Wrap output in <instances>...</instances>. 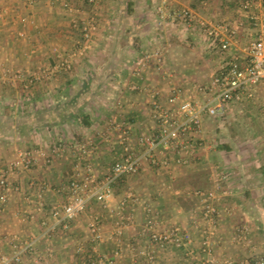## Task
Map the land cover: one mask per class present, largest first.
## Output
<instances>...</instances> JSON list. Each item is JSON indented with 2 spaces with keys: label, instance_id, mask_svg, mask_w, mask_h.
Instances as JSON below:
<instances>
[{
  "label": "crops",
  "instance_id": "obj_1",
  "mask_svg": "<svg viewBox=\"0 0 264 264\" xmlns=\"http://www.w3.org/2000/svg\"><path fill=\"white\" fill-rule=\"evenodd\" d=\"M242 1L103 0L98 7H90L84 0H70L71 6L79 10L75 16L53 0H33L31 6L28 5L27 0H0V65L5 61L20 64V70L25 69L23 76L29 75L32 68L38 64H42L47 69L48 65L56 64L58 56L76 48L79 40L75 41L74 34L79 32L73 27L74 17L85 20L94 16L97 22V31L92 39L91 48L87 51L88 54L82 60L76 59V62L83 63L62 75H55L53 71L48 72L49 79L31 88L33 92L45 94L47 100H37L39 104L35 103L39 105L36 120L43 127L34 130L30 128L25 136L29 137L30 147L39 143L43 146L45 155L51 156V164L45 165L43 159L39 158L36 167L31 171L13 176L12 181L20 186L21 192L12 195L1 215L0 235L5 237L19 234L31 237L39 233L40 226L37 222L19 223L13 216L18 211L32 209V205L27 203V198H33V190L28 186L31 180L46 183L51 187L44 197L47 209L63 201L62 195L53 190L67 182L71 175L72 159L68 151L71 143L93 141L96 145L94 163L97 169L103 172L118 151L117 147L106 141L105 120L118 114L129 118L138 128L149 124L146 117L145 96L129 90L126 85L136 81L131 76L133 60L150 45L161 46L167 69L174 72L168 78L162 73H156L155 68L148 70L146 78L149 83L165 92L174 85L190 86L196 81L201 83L198 82L199 77H206V80L216 69L219 63L218 50L209 49L197 28H186L180 22L172 24L169 21L159 26V19L155 14L159 6H166L167 11L189 8L197 19L203 18L213 23H220L235 22L240 19L239 7ZM245 33L243 39L248 36L247 32ZM57 52L61 55L56 57L54 53ZM131 57L134 59L130 61ZM262 106H264V88L259 87L253 100L246 102L244 100L232 105L225 117L220 120L204 121V134L208 142H214V139L220 141L221 136L217 129L222 128V124L226 123L225 120L228 122L230 118L235 124L236 121H240L248 129L246 135L236 137L243 142L231 146L230 151H200L192 167L173 173L174 180H170L165 172H142L137 177L129 178L125 183L115 186L117 200L114 201L120 200L124 194L123 189L126 191L131 186L143 202L161 208L165 224L168 222L184 225L189 214L198 207L187 212L182 203L178 202L181 196H178L179 191L176 188L182 186L185 177L189 175L200 177L195 183L198 189L211 188L210 172L218 166L227 175L223 192L220 193V205L227 207L229 213L224 215L220 223L215 255L220 260L231 256L234 261L239 262L245 257L258 256L261 250L264 254L263 248H257L255 244L258 241L264 242ZM32 118H29L28 122L35 125V118L34 121ZM212 123L217 129L214 128L215 130L210 132ZM59 141L66 145V149L54 154L51 147L54 149ZM158 188L169 192L166 196L158 192L160 195L156 201L154 191L151 190ZM146 191L147 193L144 194ZM195 202L197 205V200ZM93 208H95L93 211L100 210L95 205ZM88 214V212L82 214L67 231L56 233L49 241L41 242L39 252H43L48 246L54 251V259L50 264L79 263V257H75L74 253L80 242L88 244L90 217ZM136 220L140 224L144 221L141 207L137 209ZM242 225L249 228L251 245L238 243L234 239L235 229ZM113 227L112 219L104 222L107 243ZM127 236L134 238L135 233L128 230L125 232V237ZM123 251L125 255L119 259V264H128L130 262L128 255L125 249ZM142 261L140 260V263L144 264ZM157 263L198 264L196 259L187 256L184 252L173 250L159 252Z\"/></svg>",
  "mask_w": 264,
  "mask_h": 264
},
{
  "label": "built area",
  "instance_id": "obj_2",
  "mask_svg": "<svg viewBox=\"0 0 264 264\" xmlns=\"http://www.w3.org/2000/svg\"><path fill=\"white\" fill-rule=\"evenodd\" d=\"M103 0H84L90 7H98ZM59 2L69 13L77 15L79 10L71 6L70 0ZM28 5L33 0H27ZM159 26L164 22H180L186 28H197L204 37L209 49L218 50V66L201 83L190 86H172L168 92L149 83L146 78L153 66L156 73H162L164 64L163 49L156 47L144 51L133 60L131 76L136 80L127 84L128 89L147 100L146 117L149 124L136 127L130 119L114 114L106 120V141L117 147L115 158L105 171L101 172L94 163L96 145L91 140L71 143L68 147L72 162L71 175L67 182L53 191L63 197L59 205L47 209L45 193L51 189L43 182L30 181L29 189L33 198H27L31 210L14 214L19 223L37 222L39 233L24 237L19 234L0 235V264H37L52 259L54 251L46 247L39 252L42 241H49L56 233L67 231L82 214L98 206L100 212L93 214L88 223L91 251L78 244L75 251L81 256V264H119L121 246L106 253L101 246L106 244L104 222L114 221L109 240L120 244L128 230L137 227L136 215L141 207L144 221L139 234L147 239L141 252L148 264H157L159 252L166 250L182 251L197 260L198 264H247L246 260L234 261L215 256V244L219 238V226L227 207L220 205V193L227 175L220 167H215L209 176L211 188L192 189L188 194L195 196L199 207L187 217L186 224L174 223L164 227L162 213L151 203L126 190L115 205V186L142 172H165L174 180V172L189 169L198 159L200 151H214L217 143L208 142L204 134V121L221 119L228 109L244 99L253 100L256 90L264 88V0H243L239 7L240 19L235 22L213 23L208 19H197L189 8L167 11L162 5L155 12ZM73 27L80 33L82 41L70 56L62 58L54 68L70 70L74 58H79L91 48L97 31L96 17L79 19L74 17ZM248 36L243 39V33ZM241 39H243L241 42ZM170 78L171 75L164 72ZM47 78H50L46 74ZM264 113V106H262ZM66 149L58 144L53 153ZM39 158L44 164L51 163V156L42 151L37 156L19 152L15 162L0 165V218L13 194L21 188L13 184L14 173L25 174L31 171ZM30 199V200H29ZM235 241L251 245L250 231L245 226L235 229ZM27 259V260H26ZM132 263H137L136 257Z\"/></svg>",
  "mask_w": 264,
  "mask_h": 264
},
{
  "label": "rangeland",
  "instance_id": "obj_3",
  "mask_svg": "<svg viewBox=\"0 0 264 264\" xmlns=\"http://www.w3.org/2000/svg\"><path fill=\"white\" fill-rule=\"evenodd\" d=\"M74 35H76L75 41H77V40L82 41L80 33L79 34L77 33ZM156 47L161 48V46L150 45L144 51H150L151 49L156 48ZM76 48H77V44H76ZM76 48H73L72 51L69 53L62 54L61 57L65 58V57L70 56L72 53H74V50ZM54 54L56 55V57L58 55H61L58 52L54 53ZM66 54H68V55L66 56ZM87 54H88V52H86L84 56L79 57V60H82ZM28 55H29V53L27 52V56ZM132 58L133 57L129 58V60L131 61ZM217 58H218V56H217ZM76 59H78V58H74V60L72 61L73 65H72L70 70L78 68L77 67L78 64L83 63L82 61L76 62ZM56 60H57L56 64L52 63L51 65H48L47 69H46V67H43L42 64H38L34 68H32L33 72L30 71L29 75L27 74L24 76H23V73L25 72V69L22 68V70H20L21 69L20 64L16 65L15 63L13 64L11 62L5 61L2 65H0V165H7V164H10L12 162H15L17 157H18L19 152H28L33 156H37L42 151H45L43 149V146H40V143L37 144V146L32 145L30 147V145H29L30 142L28 143L29 137L26 138L25 135H26L28 129H30V128L32 130H34L35 128L39 129V128L43 127V125H41V123H39L38 120H36V118H37L36 113H38V111H39V108L37 107V106H39V105H37V104H39V102L37 100L42 101L43 99L47 98V96L45 94L33 92L31 88L35 85L39 86V85H41L40 82L44 83V80L46 81V79H49L46 77V74L48 72L53 71V74H55V75L56 74L62 75V74H64V72L70 71V70H63L60 68L57 69V71H56L54 68L58 64V61L60 60L59 56L57 57ZM151 68H153V66H151ZM165 71L168 74H172V75L174 74L173 71L167 69V63L164 61V64L162 67V74H164ZM165 75L167 76V74H165ZM205 78L206 77H204V78L199 77L198 79H200V81H198V82L204 81ZM244 100L246 102L247 99H244ZM35 103H37V104H35ZM31 117H33L32 121H34V118H35V121H36L35 125H34V123L32 124L31 122H28V120H30L29 118H31ZM230 119L228 120V122H227V120H225L226 123H223L222 128H220V129H217L216 128L217 126H215L213 123H212V126L210 127V129H212V130H210V132H213L215 129H217L220 136L222 137V138L219 137L220 141H218V139H216V140L214 139V142L218 144V147L216 149H214L216 151H219V150L230 151L232 149L231 146H233L236 143L239 144V143L243 142V140L241 142V141H239V139H236V137L237 136L241 137L243 135H246V133L248 132V129L245 126H243L240 121H238V122L236 121V124H235V122L230 121ZM14 120H16L15 124H13ZM217 120H220V119H217ZM105 122H106V120H105ZM105 128H106V124H105ZM214 142H212V143H214ZM60 143L64 144L61 141H59V144ZM51 151H54L53 147H51ZM50 164H46V165H50ZM35 167H36V164H34V166L32 168H35ZM211 172H210V175H211ZM16 174L17 173H14L13 176H15ZM12 179H13V177L11 178V180ZM199 179H200V177H197L194 175H189V176L185 177L183 185L182 186L179 185L178 188H176L177 191H179L178 196L179 195L181 196V197H179L178 202L182 203V206L185 208V210L187 212H191L196 207H199L198 199L195 196L188 194L189 191H191L192 189H198L195 186V183ZM186 186H189L190 188H187ZM126 190H130L131 192L136 194L134 192L133 187H131V186L128 187ZM147 191L144 192V194H146ZM151 191H154V195L157 198L156 201H158V195H160L158 192H160L162 195L165 194V196L169 192V190L162 189V188H158L157 190H151ZM124 192L125 191L123 189L122 193H124ZM150 192H148V193H150ZM136 195L139 196L138 194H136ZM150 195L152 196V194H150ZM175 197H177V196H175ZM114 200H117L115 198V193H114ZM195 200H197V205H196ZM116 202L117 201H113V203L111 205L112 206L115 205ZM153 206L163 214V212L161 211V208H158V206H155V205H153ZM94 209L95 208H92V210L87 211L89 213L88 216L91 217L93 214L100 212V210L93 211ZM90 217H89V219H90ZM136 223H137V227H135L134 230L131 229L135 233L134 238H132V237L128 238V236L126 238L125 234H124V236L122 237V239L120 241V244H116V242H112L111 240H109L108 243L106 241V244L101 246V250H103L106 253L107 252L110 253V252H112V249L116 248L117 246H121L122 256L120 258H123V256L125 255L124 251H123L125 249V251L128 255L129 261H130L128 264H133L132 259L134 260L135 257H136L137 262L139 264H142V263H140V260H143L142 262L144 264H148V262L146 261V259L143 256V254L141 253L144 250V247L147 245V239L139 234V231H140L139 225H141L143 223L140 224L137 221H136ZM169 224L170 223L167 222L164 227L169 226ZM126 232H128V231H126ZM105 238H106V236H105ZM79 244L83 245L84 248L86 249V251H91V249H92V246L89 243V240H88V244H87V242H80ZM255 244H256L257 248H260V249L263 248V250H264V242L263 241L255 242ZM173 251H176V250H173ZM74 254H75V257H79V259H78L79 263L78 264H81V261H82L81 256H79L76 253V251ZM259 255L256 257H251V258L245 257L243 260H246L247 264H264V254H262V250L259 252ZM179 256H181V255H179ZM215 256L217 257V255H215ZM180 258H182V257H180ZM225 258L233 260V258H231V256H226ZM53 259H54V256L52 259H48L47 262H45V263L39 261V263H37V264H50L51 261H53ZM179 261H180V259H179ZM118 262H119V259H118ZM158 262H159V259H158ZM25 264H27V263H25ZM30 264H33V263H30ZM135 264H137V263H135ZM157 264H159V263H157Z\"/></svg>",
  "mask_w": 264,
  "mask_h": 264
}]
</instances>
